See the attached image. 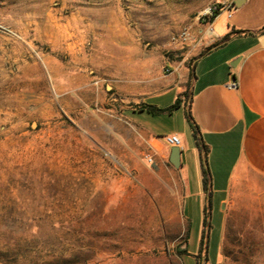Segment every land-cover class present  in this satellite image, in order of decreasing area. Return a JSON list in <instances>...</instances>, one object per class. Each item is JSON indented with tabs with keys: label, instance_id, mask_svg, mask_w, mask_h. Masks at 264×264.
I'll return each mask as SVG.
<instances>
[{
	"label": "rangeland",
	"instance_id": "obj_1",
	"mask_svg": "<svg viewBox=\"0 0 264 264\" xmlns=\"http://www.w3.org/2000/svg\"><path fill=\"white\" fill-rule=\"evenodd\" d=\"M231 2L0 0V264H43L48 252L74 250L88 255L75 264L214 259L219 209H209L203 253L200 212L187 200L190 253L179 252L185 233L163 213L162 188L147 186L148 151L127 110L159 80L190 70L211 45L205 8ZM183 115L147 123L164 135ZM232 217L240 229L224 231L218 264H264L259 216ZM6 246L16 252H1Z\"/></svg>",
	"mask_w": 264,
	"mask_h": 264
},
{
	"label": "crops",
	"instance_id": "obj_2",
	"mask_svg": "<svg viewBox=\"0 0 264 264\" xmlns=\"http://www.w3.org/2000/svg\"><path fill=\"white\" fill-rule=\"evenodd\" d=\"M222 12L224 16L220 15ZM215 23L216 27L213 26ZM203 26L207 35L205 44L211 45L208 51L199 52L192 60L186 101L182 93L190 70L156 82L155 87L160 88L136 99L137 106L128 108L127 116L140 127L147 154L152 156L151 163L146 161L147 186L151 190L162 188L161 197L169 200L164 203L167 210L163 213L176 215L179 236L185 233L181 248H187V200H191V208L200 212L196 238L199 251L204 208L208 205L209 209H219L221 241L214 259L209 260L206 253L203 260L206 264H218L224 231L240 229L232 216H259L257 229L264 230V0H232L222 4L217 15L207 19ZM230 32V37L222 41V37ZM232 80L236 81V87L230 86ZM177 98H181L182 104L170 113H152L147 109L148 105L165 108ZM187 107L209 148L210 197L202 186L199 152L185 116ZM181 108L184 124L179 127L164 135L149 127L148 117L155 116L154 121L161 124L166 115ZM169 134H177L181 139L176 164L171 161L173 146L163 138ZM189 154L194 159L191 180ZM186 252L190 253L187 249Z\"/></svg>",
	"mask_w": 264,
	"mask_h": 264
},
{
	"label": "trees",
	"instance_id": "obj_3",
	"mask_svg": "<svg viewBox=\"0 0 264 264\" xmlns=\"http://www.w3.org/2000/svg\"><path fill=\"white\" fill-rule=\"evenodd\" d=\"M218 9L216 10V12L213 14V16H209L207 17L208 19H212L213 17H215L217 15V13L219 12V8L220 5H217ZM231 35L230 33L225 34L222 37V41L227 40ZM210 48V46H208L206 49H204L203 51L200 52V54L205 53L206 51H208V49ZM191 78H192V69H190V76H189V80L186 83V89L184 90V92L182 93V95L184 96V100L186 101L188 95H189V88H190V84H191ZM182 104L181 98H177L171 105L165 107V108H158L156 106H152V105H148V111L152 112V113H156V112H162V111H166V112H172L174 109L178 108L180 105ZM183 105L186 106V103H183ZM185 116H186V121L188 123V126L190 128L191 131V135L192 138L194 140V144L196 146V148L198 149L199 152V157H200V166H201V172H202V186L204 188L205 191H207L208 196L210 197L211 195V184H210V174H209V168H208V162H207V157H208V153H209V148L208 146L203 142L198 126L195 123V121L193 120L190 108L187 107L186 111H185ZM210 198H209V204H210ZM208 215H209V206H205L204 208V215H203V231H202V236H201V241H200V251L206 248L207 246V238H208V232H209V222H208ZM4 250L1 252L7 253V252H11V253H15L16 249L15 247H11V246H6L5 248H3ZM185 249H179V252H185ZM207 249L205 250L206 253ZM81 251L78 250H74L72 251L70 254L65 255L61 252H48V254L44 257H41L40 261L43 264H75V263H85L88 259V255H84L86 256L85 258H80L81 255ZM206 259V257H205Z\"/></svg>",
	"mask_w": 264,
	"mask_h": 264
},
{
	"label": "built area",
	"instance_id": "obj_4",
	"mask_svg": "<svg viewBox=\"0 0 264 264\" xmlns=\"http://www.w3.org/2000/svg\"><path fill=\"white\" fill-rule=\"evenodd\" d=\"M217 9H218L217 5L207 6L203 12V15L205 17L213 16V14L216 12ZM236 85H237L236 81L232 80L230 83V86L236 87ZM163 138L169 145L177 146V147L181 146V139L177 134L165 135ZM145 158L147 162H150V163L152 162V156L150 154H146Z\"/></svg>",
	"mask_w": 264,
	"mask_h": 264
},
{
	"label": "water",
	"instance_id": "obj_5",
	"mask_svg": "<svg viewBox=\"0 0 264 264\" xmlns=\"http://www.w3.org/2000/svg\"><path fill=\"white\" fill-rule=\"evenodd\" d=\"M179 152H180L179 151V147L173 146V148L171 150V161H172L173 164L177 163V158H178Z\"/></svg>",
	"mask_w": 264,
	"mask_h": 264
}]
</instances>
